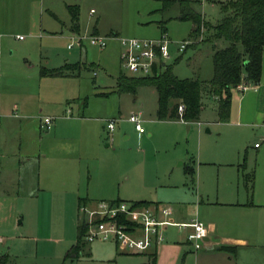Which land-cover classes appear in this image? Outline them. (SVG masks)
Wrapping results in <instances>:
<instances>
[{
    "label": "rangeland",
    "instance_id": "rangeland-1",
    "mask_svg": "<svg viewBox=\"0 0 264 264\" xmlns=\"http://www.w3.org/2000/svg\"><path fill=\"white\" fill-rule=\"evenodd\" d=\"M226 1L190 0L208 26L196 43L181 52L176 45L192 41V23L177 18L176 3L163 8L160 0L42 1L43 9L50 7L57 16L44 10L43 25L51 35L39 40L20 31L4 55L11 67L2 74L1 97L10 103L21 100L24 110L0 116V254L9 253L16 264H138L145 260L142 252H121L112 240L84 242L77 258L65 257L76 237L77 197L86 195L92 204L117 198L151 200L169 207L171 216L183 210L189 219L196 211L200 222L198 206L202 204L221 199L264 204V142L253 148L264 133V106L236 116L241 93L232 89L229 116L221 121L217 99L204 92L200 125L190 122L186 129L187 123L156 116L153 86L118 92L115 85L119 73L130 76L119 65L117 38L155 39L162 33L171 42L164 63L172 73L177 78L209 80L211 26L220 19L219 6ZM65 3L77 8V32L69 31ZM19 36L24 39L18 40ZM91 36L103 38L105 46L90 44ZM25 57L28 69L19 65ZM64 59L75 65L71 75L38 76L39 62L50 68ZM136 113L142 133L128 120ZM43 116L52 118L50 130L39 129ZM107 119L114 120L110 135L102 128ZM85 128L97 136L82 135ZM237 164L244 166L251 197ZM5 167L8 174L1 172ZM177 231L167 226L162 232L157 250L161 244L170 246L156 257V264H190L183 251L174 247Z\"/></svg>",
    "mask_w": 264,
    "mask_h": 264
},
{
    "label": "trees",
    "instance_id": "trees-1",
    "mask_svg": "<svg viewBox=\"0 0 264 264\" xmlns=\"http://www.w3.org/2000/svg\"><path fill=\"white\" fill-rule=\"evenodd\" d=\"M162 7L173 3L177 5V18L189 20L192 23L190 37L192 44L208 24L202 15L193 7L190 0H160ZM66 8L70 14V24L77 27V8L68 4ZM220 19L211 26L210 39L224 46L211 44L212 75L209 80L198 78H177L171 71V66L164 65L162 70L152 76H125L122 73L116 77L115 85L118 92H134L138 86H153L157 92L156 116L159 119H177L185 123L196 121L201 108L200 94L207 90L217 99V116L224 121L230 112V93L232 89L243 82L256 84L260 74L261 50L264 46V0H228L220 3ZM68 65L58 68H41V76L57 77L64 75ZM182 110L178 114L177 107ZM243 164H239V171L243 183L249 181L243 173ZM249 184V182H248ZM249 195L251 186H246ZM119 200V199H118ZM136 206L150 205L149 201H130ZM80 203H78L79 206ZM76 237L74 243L67 249L65 257L74 259L82 251L84 241L83 219L78 214ZM145 260L139 264H155L153 252L144 254ZM0 264H8V256L0 254Z\"/></svg>",
    "mask_w": 264,
    "mask_h": 264
},
{
    "label": "crops",
    "instance_id": "crops-1",
    "mask_svg": "<svg viewBox=\"0 0 264 264\" xmlns=\"http://www.w3.org/2000/svg\"><path fill=\"white\" fill-rule=\"evenodd\" d=\"M42 1L43 0H0V116L7 117L9 116L10 111L15 114V111L23 112L24 110L21 100H16L10 103L9 101L6 102L5 99L1 97L2 74H4V72L6 73V70L8 71L11 67L9 58L4 55H6V49L12 45V42L16 36L19 35L20 31L26 32L27 34H32V38L39 40L51 35L47 29L48 27H44L43 25V19L45 18L44 10L49 11L50 15L52 14L55 19H57V16L55 13H52L51 9H49L50 7H45V9H43ZM49 1L50 0H47V2ZM64 5L66 6L68 4L65 3ZM36 17L39 19L38 24H36ZM77 30L78 26L72 27L70 24L69 31L77 32ZM17 39L23 40L24 38ZM213 43H217L216 45L219 46L221 45V43L218 41H213ZM23 44L26 47L28 42ZM19 65L24 69H28V59L26 57L23 58V61L20 62ZM62 65L69 66L68 69L63 71L64 75L62 76L51 77L41 76L39 74L41 68L52 69L58 68ZM74 69L75 65L67 62L66 59L63 60L61 65L50 68L42 65L39 62L38 76L40 78H59L71 75ZM247 85L248 87L244 91H239L236 88L241 93L238 98L237 108L235 110L236 116L239 117L245 115L246 112L252 108L254 110L257 107L264 106V46L261 50L260 74L258 82L254 85ZM204 92L208 91L203 90L201 94ZM210 96L213 99H216L214 95L210 94ZM39 101L40 100H37V104H39ZM202 108L203 107L201 104L198 119L196 121H192L196 122L197 125H200L199 116L201 114ZM178 121L185 123L181 120ZM56 127L57 126L54 128V134L56 132ZM185 127L186 129L188 128V123L185 125ZM102 128H104V126ZM83 134L87 135L89 138L91 135H94V137L95 135L97 136L98 133H93L88 128H85L82 132V135ZM262 142H264V140H261L260 144ZM259 146H253V148L257 149ZM236 169L239 171V164H237ZM1 172L8 174V169L5 167V170ZM245 185L248 187V182L246 184L243 183V186L247 196L251 197V193L249 195ZM92 200L93 199L88 197V195L84 197H77V206L78 203H84L88 206H91ZM140 200L149 201L150 205L155 206L156 208L160 206L155 201L146 199ZM231 200L233 199H221L210 204H202L198 206V213L201 214L200 220L204 223L206 228L204 242L198 249H194L191 242L187 241L185 238L189 228L176 227L178 231L176 232V245L174 247L178 248L179 251H183L186 262H189L190 264H264V204L247 199L240 201ZM198 203L201 204L202 200L200 199ZM173 216L171 217L172 219L176 218V220H174L176 222H189L192 219L198 218L196 211L194 212V216L189 217V219H187V216L183 210L173 213ZM164 231L165 229L163 232ZM2 241L3 239L0 237V243H2ZM157 246L158 245H155L153 248L147 251L154 253L155 261L158 255L164 254V252L169 249L170 245L161 244L158 250ZM120 251L125 252L122 249H120ZM147 252H142L141 255L144 256V254ZM2 254H6L8 256V264H16L9 253L5 252ZM256 254L260 255L261 257L253 258V256ZM143 261H140L139 263Z\"/></svg>",
    "mask_w": 264,
    "mask_h": 264
},
{
    "label": "built area",
    "instance_id": "built-area-1",
    "mask_svg": "<svg viewBox=\"0 0 264 264\" xmlns=\"http://www.w3.org/2000/svg\"><path fill=\"white\" fill-rule=\"evenodd\" d=\"M20 38V36L18 37ZM119 65L130 76H152L158 74L165 61L169 59L170 40L162 33L155 39H138L134 37H119ZM89 43L99 48L105 46V40L101 37L91 36ZM189 39L179 42L176 50L181 52L191 44ZM69 46V45H68ZM248 85L239 83L236 88L239 91L247 89ZM181 105L177 111L180 114ZM51 117L40 118L39 129L47 131L51 127ZM128 120L133 123L134 129L142 133L139 113L130 114ZM104 129L110 135L114 130V120L107 119ZM264 140V133L259 142H254L253 146H259ZM78 214L83 219L84 242L94 240H112L127 253L147 252L163 239L162 232L167 226L178 228H189L185 238L190 241L194 249H198L204 242L206 235L205 226L197 219L189 222H176L171 217V209L167 206H136L130 201L107 200L98 201L88 206L80 203Z\"/></svg>",
    "mask_w": 264,
    "mask_h": 264
}]
</instances>
